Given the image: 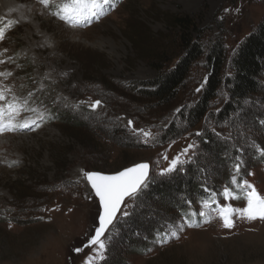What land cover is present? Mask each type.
<instances>
[{
	"label": "rangeland",
	"instance_id": "obj_1",
	"mask_svg": "<svg viewBox=\"0 0 264 264\" xmlns=\"http://www.w3.org/2000/svg\"><path fill=\"white\" fill-rule=\"evenodd\" d=\"M10 2L27 14L0 11V73H11L0 76V87L11 90L8 100L15 96L36 109L15 122L36 123L0 132V264H86L94 253L83 246L98 225L100 207L82 170L115 173L139 162L150 165L147 187L138 199H126L132 217L110 227L104 259L93 264H264V220L234 213L233 226L226 228L213 210L216 204L246 205L243 198L225 201L221 195L226 186L241 194L233 175L264 196V76L260 93L227 120L217 122L208 112L187 127L176 111L198 100L208 75V49L219 38L227 55L224 73H230L237 45L264 14L262 0H110L103 16L78 26L51 14L60 0H51L49 8L40 0H0V7ZM175 14L196 20L205 53L175 99L157 102L139 91L152 89L157 55L164 69L178 61ZM228 97L221 84L210 110L215 113ZM96 100L101 104L93 110ZM173 123L179 132L170 137L165 131ZM133 129L149 130L154 138L145 143ZM206 130L216 139L203 146ZM178 155L188 161L182 169L192 164L186 176L208 191L205 197L190 190L186 216L175 206L183 205L190 182L160 175ZM210 198L216 204L203 207ZM157 229L161 232L152 237Z\"/></svg>",
	"mask_w": 264,
	"mask_h": 264
},
{
	"label": "trees",
	"instance_id": "obj_2",
	"mask_svg": "<svg viewBox=\"0 0 264 264\" xmlns=\"http://www.w3.org/2000/svg\"><path fill=\"white\" fill-rule=\"evenodd\" d=\"M264 5V0H262ZM173 26L179 29L177 36L178 42V61L169 69H164V60L161 55L156 56L155 68L158 70L157 77L152 80L151 90H140L139 93L147 98L157 100V102L169 103L175 99L179 89L184 85L189 71L196 60L203 54L204 46L200 41L201 29L193 17L188 15L175 14L173 17ZM197 33L196 36L193 34ZM167 61V60H166ZM227 61L226 50L222 40L219 38L210 45L207 52L208 75L198 100L188 109L180 110L178 113L182 121L187 123V127L195 126L209 112L217 122L227 120L228 117L239 107L248 97L257 95L261 91L260 79L264 76V14L259 21L256 29L251 31L237 45L235 52L229 60V71L226 75L224 72ZM221 84L227 86L229 100L214 113L211 111V101L216 97L217 91ZM211 111V112H210ZM67 125L82 126L80 122H65ZM175 124H171L166 129V134L170 137L177 136L179 130ZM215 134L206 130V135L202 139V145L207 146V140H215ZM187 164L182 171L172 172L171 176L184 177L190 182L188 196H183V205L175 206L177 212L183 216L188 214L187 204L191 202V189L197 190L198 194L208 196L206 186L198 183L196 180L191 181L188 172L191 170ZM197 194V193H196ZM195 194V195H196ZM185 203V204H184ZM133 213L128 216L132 217ZM160 229L155 230L151 235L157 236ZM151 237V236H150ZM141 250V249H140Z\"/></svg>",
	"mask_w": 264,
	"mask_h": 264
},
{
	"label": "snow or ice",
	"instance_id": "obj_3",
	"mask_svg": "<svg viewBox=\"0 0 264 264\" xmlns=\"http://www.w3.org/2000/svg\"><path fill=\"white\" fill-rule=\"evenodd\" d=\"M51 0H40V3L49 8ZM105 6L110 5V0H60V3L56 5L57 10L51 14L58 16L61 20H64L71 26H78L81 23H90L92 18H99L105 14ZM15 22L10 21L9 27ZM4 38V30L0 28V39ZM10 59V58H9ZM0 63H4L0 60ZM11 73H0V76H10ZM201 87L196 89L197 92L201 90ZM11 90L6 86L0 87V101L5 103L0 104V132L5 130L14 131L17 128H27L30 124H35V120H28L21 123H16L15 119L24 111H33L36 109H29L27 107V100L20 102L15 96L11 100L7 99V95ZM31 95V94H29ZM101 104V101H94L90 107L95 110ZM177 112L180 109H176ZM41 113L38 119H42ZM133 122L128 121V126L132 127ZM133 131L144 137L145 143L152 140L153 134L149 130L145 129H133ZM201 135V133H196ZM219 135V133H217ZM193 147L189 144L187 148L183 150L186 154L189 149ZM264 152V149H261ZM167 159V156H165ZM187 160L181 159V156L174 157L167 168L161 170L160 175H165L175 171H182V165L187 163ZM149 168L148 163L135 164L133 167L125 168L113 175H104L99 172H87L83 171V176L90 184L95 196L99 198L100 212L98 216V226L95 227L94 234L87 241L85 248L92 246L94 256L86 260V264H93V260L104 259V252L107 247V241L104 239L106 233H108L110 227H114L115 222L118 219L128 217L131 213L127 210L128 204L125 203L126 199L136 200L138 199L144 188L147 187L149 180ZM236 174L238 175L241 169L239 163L234 165ZM233 184L240 189V193L236 194L229 187L226 186L221 193L225 201L245 199L246 205L243 208H234L229 203L223 205L216 204L214 199H209L203 202V207L210 208L212 204H216L214 211L218 210L220 218L223 220V226L226 228L233 226L232 215L234 213L239 214L241 217L248 220H255L257 218L264 220V196L260 195L256 188L247 180L237 181L236 175L231 178ZM215 195V194H213ZM119 213V217H118ZM199 215L203 216L205 213L200 211ZM172 236H176L177 233L172 231ZM166 242V241H161ZM83 249L76 248L74 251L81 252Z\"/></svg>",
	"mask_w": 264,
	"mask_h": 264
},
{
	"label": "bare ground",
	"instance_id": "obj_4",
	"mask_svg": "<svg viewBox=\"0 0 264 264\" xmlns=\"http://www.w3.org/2000/svg\"><path fill=\"white\" fill-rule=\"evenodd\" d=\"M5 4L6 5L0 7V11H2V12H7L8 11V13L15 12L13 15L14 16H17V17L18 16L25 17V15L27 14V11H26L27 8H20V7L16 6V5H14L11 2L9 4L8 3H5ZM2 12H0V13L3 14ZM87 184H88V182H87Z\"/></svg>",
	"mask_w": 264,
	"mask_h": 264
},
{
	"label": "water",
	"instance_id": "obj_5",
	"mask_svg": "<svg viewBox=\"0 0 264 264\" xmlns=\"http://www.w3.org/2000/svg\"><path fill=\"white\" fill-rule=\"evenodd\" d=\"M139 163H148V162H139ZM139 163H136V164H139ZM149 164V163H148ZM135 164H133V165H131V166H128V167H126V168H129V167H133ZM125 169V168H124ZM124 169H122V170H124ZM122 170H120V171H122ZM91 172H95V171H91ZM119 172V171H118ZM99 173H101V174H104V175H113V174H115V173H117V172H115V173H102V172H99ZM149 173H150V168H149ZM85 180H86V178H85ZM87 181V180H86ZM88 182V181H87ZM88 185H89V187L91 188V186H90V184L88 183ZM91 190H92V188H91ZM93 191V190H92ZM93 193H94V191H93ZM94 195H95V193H94ZM97 199H98V203H99V198L97 197ZM99 207H100V204H99ZM98 226V225H97ZM95 231V230H94ZM93 234H94V232H93ZM92 234V235H93ZM91 235V236H92ZM90 239V238H89ZM87 244V242L84 244V246ZM83 246V249H88V248H90L91 246H89V247H87V248H85Z\"/></svg>",
	"mask_w": 264,
	"mask_h": 264
}]
</instances>
